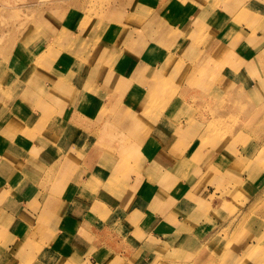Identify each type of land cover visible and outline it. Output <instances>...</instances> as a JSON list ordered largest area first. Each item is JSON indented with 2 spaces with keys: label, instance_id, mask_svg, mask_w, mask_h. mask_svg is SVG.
<instances>
[{
  "label": "crops",
  "instance_id": "obj_1",
  "mask_svg": "<svg viewBox=\"0 0 264 264\" xmlns=\"http://www.w3.org/2000/svg\"><path fill=\"white\" fill-rule=\"evenodd\" d=\"M90 1H57L60 10L62 6L64 9L66 5L72 6L73 13L69 10L64 14H73V24L62 23L60 19L48 24L44 30V49L47 43H55L51 49L55 50L62 38L60 44L68 52H61L51 60L59 61L60 69L65 63L62 57H75L84 49L83 64L78 63L77 71L87 75L80 78L81 74L75 75L71 81L76 84L74 89L68 94H58L51 104L55 112H59L66 100H78L85 89L90 97L98 91L107 96L98 107L80 115L87 121L93 118L96 121L103 111L105 114L112 111L113 105L107 104L110 98L107 86L104 87L99 79H92L94 66L111 51H118L119 57L114 63L118 64L120 72H125L124 77L131 83V88L148 92L146 86L153 78L163 76L161 63L168 57L164 44L174 30L167 21L171 18L167 10L175 8L179 0H112L109 7L89 13L90 25L83 22L77 25L76 21L82 16L81 12H86ZM229 1L216 13L204 7L190 12L193 13L185 33H197L202 27L211 43L207 42L205 48H195V51L190 49L185 60L187 68L176 70V76L180 75L176 81L183 77L180 82L185 97L193 94L203 97L207 85L226 78L229 81V74L246 75L250 67L258 65L257 55L264 52L259 48L256 53V43H246L244 47L241 39L230 38L239 30L234 26L226 30L224 25L233 24L242 0ZM256 1L247 0V17L257 16L249 7L251 4L260 12L257 17L264 21V0ZM242 29L246 35H252L250 28ZM244 39L248 40L247 37ZM213 49L216 54L211 53ZM111 61L114 60L109 63ZM43 77L41 81L46 88L54 86L52 78ZM189 78H192V84L188 83ZM73 110L75 107L72 106L68 114ZM207 125V119H203L196 126H186L182 138L170 132V125L166 138L155 140L154 151L151 144L145 142L139 153L114 158H97L91 153L84 155L73 148V143L69 147L63 140H59L63 155L50 152V156L44 158V148L60 146L57 142H48L46 138L52 132L45 133L47 129L42 136L45 145L42 144L43 149L39 151L43 156H28L23 149L19 154L17 151L11 153L7 148V154L0 155V264H65L74 255L84 258L83 264H144L147 261L145 254H151L155 260L164 240L170 239L174 243L186 240L181 228L193 217L190 215L192 208L205 204L214 194L220 198L228 177L235 178L233 184H237L244 200L253 206L264 194V171L258 174L254 168L255 160L240 156L231 159V164H237L243 170L246 165L250 166L244 172L232 171L231 166L222 167L217 149H201V138ZM40 135L42 133L37 130L27 136L32 148L40 145ZM56 156L58 159H54ZM179 157L183 164L177 171L174 164ZM195 159H201L202 163L189 167L188 162H195ZM38 162L42 163L43 169L45 166V171L40 170ZM176 181H182L181 187L176 186ZM63 248L67 249L66 255L62 254L54 261ZM64 256H67L65 260Z\"/></svg>",
  "mask_w": 264,
  "mask_h": 264
},
{
  "label": "rangeland",
  "instance_id": "obj_2",
  "mask_svg": "<svg viewBox=\"0 0 264 264\" xmlns=\"http://www.w3.org/2000/svg\"><path fill=\"white\" fill-rule=\"evenodd\" d=\"M57 1L62 0H0V91L5 92L3 96L6 98L3 106H0V110H11L16 115V120L22 124L26 123L28 119L34 120V116L37 115L34 109L41 110L46 104L44 98H41L36 105L38 108H36L29 99L28 94L24 93V90L26 92L36 91L35 94H38L40 90L35 84L39 78L47 76L52 78L48 79L52 80L54 86L47 87L46 92L49 94H46L49 99H53L51 96L57 98L59 97L58 94L62 93L63 95L65 92L74 89L76 84L71 82L72 78L83 73L77 71L78 63L83 64V48L75 57H62L65 62L63 69H60L59 61L45 62L49 68H46V70L44 68L39 69L44 60L51 61L58 57L57 54L68 52V49L63 48V45L60 44L62 38L54 47L55 50H51L55 43H47L45 45L47 48L44 49L46 38L42 33H44L48 24L52 25V22L56 23L59 19L62 23L65 22V24L71 26L73 24V14H68L69 18L68 15L64 14L69 10L73 13L72 6L66 5L65 9L62 6L60 10L57 7ZM111 1L91 0L89 7L85 9L86 12H81L82 18L80 17L76 21L77 25L80 22L90 25L92 19L89 18V13L93 14L99 12L101 8L109 7ZM253 1L257 3L256 0ZM227 2L230 1L179 0L175 8L167 10V14L171 17L167 21L172 24L174 30L168 35L167 41H165L166 44H164L168 57L166 61L161 63V70L165 74L162 76L163 91L160 92L162 97H158L160 107L157 106L158 103L153 105L152 101L146 103L148 98L144 101L139 97L140 94L143 95L142 90L131 88V83L126 81L124 77L125 72H120L118 64L114 63L118 60V51H111L112 53L108 54L107 58L103 57V61L101 60L100 63L94 66L98 76L93 73L94 77L92 79H99L103 82L104 87L107 86L106 90H108V96L110 97L107 104L109 106L113 105V109L106 114L103 111V114L96 121H94V118L90 121L85 120L88 126L86 129V143L90 135L93 136L92 131L97 136L96 141H93V144L90 145V150L102 149L101 155L110 158L116 155H135L140 152L143 144L148 142L147 144H151V149L154 151L157 147V144L154 143L155 140L163 141L166 138L165 136L169 132L167 130L170 128L169 125H171L170 132L182 138L186 126H196L200 120L207 119L208 125L201 138V149H217L222 167L223 165L225 167L231 166L229 168L232 171L242 173L245 169H248L247 167H250L246 165L243 170L237 164L236 166L231 164V159L238 156L244 159H254V168H256L254 170L258 174L264 171V52L259 56L257 55L258 65L250 67L246 75L229 74L231 75L229 81L226 78L227 81L207 85L204 88L203 97L198 93V95L193 94L185 97V89L180 82L183 77L180 78V81H176L177 77L180 76L178 74L176 76V70L178 71L181 67L187 68L185 60L187 61L186 57L190 53V49L195 51V48H205L207 42L211 43L210 37L207 36L206 30L202 27L197 33L193 31L191 35L189 32L185 33L189 16L193 13L190 12L195 11V8L204 7L205 10L216 13ZM246 2L247 0L241 1L233 24H225L224 26H226V30L230 26L237 27L239 32L234 36H230V38L241 39L244 47H246V42L252 45L256 43L254 47L258 48L257 52L255 51L258 54L259 48L264 49V21L257 17L260 12L251 4L249 7L257 16L255 18L247 17ZM85 13L87 14L83 16ZM243 27L250 28L252 35H246L242 29ZM38 32L42 33L39 34ZM246 37L248 40L244 39ZM185 43L188 47L184 46ZM151 45L153 46V43ZM23 46L28 50L33 49L31 53L34 54L23 51ZM46 50L44 59L37 61L39 59L37 54ZM211 53L216 54V49H213ZM111 59L114 61L109 63ZM42 65L44 66V63ZM29 68L36 69L31 76L32 81L31 83L22 84L23 91L17 92V86L13 87L14 73L17 70ZM169 72H171V75H168ZM188 81V83H193L192 78H189ZM87 94L88 91L85 89L77 102L90 97ZM93 95H96L100 100L96 99V102L88 100L85 101L84 105L81 104L84 108L82 114H88L89 109L98 107L103 98L107 96L100 94L98 91ZM144 95H146V92ZM151 95L153 94L151 93ZM73 101L75 100H66V103L70 105ZM16 109L17 111H15ZM51 109H54V107H51ZM128 115L129 119L126 120ZM68 120L69 118L66 119L61 114L55 120L54 125L58 122V126L64 127ZM159 126L162 127L161 130ZM106 127L111 129L105 130ZM47 131L52 132L46 138L48 142L54 141L60 144L58 149L63 153V145L59 142V135L64 132L63 128L46 130L45 133ZM40 132L42 135L38 137V140L40 138L41 141L44 132ZM86 145L81 146L80 144L78 147L85 150ZM183 146L182 144L179 148L181 152ZM14 149H23L24 151L21 143L17 144ZM74 149L77 151V148L74 147ZM17 151L19 152V150ZM52 153L57 154L58 152L52 151ZM55 158L58 159L57 156ZM194 158H197V156ZM201 163V159H195V162L190 161L188 165L192 167ZM182 164L183 160L179 157L174 164V170H180ZM206 171L211 172L209 169H206ZM246 179L251 180L250 178ZM234 180L235 178L231 177L225 179L226 184L221 189L220 198H216L214 194L210 196L205 204L192 208L190 215L193 217L188 218L181 228L186 240L184 238L183 241L175 243L174 241L171 242L170 239L164 240L161 245L162 249H160L155 260L150 257L151 254H145L147 261L145 260L144 264H150V262L151 264H264V194L261 195L262 199H257L253 206H249L241 195L237 184H233ZM136 182L139 181L136 180ZM180 182L182 184V181H176L175 183L178 188L181 187ZM208 185L209 182L206 183V186ZM210 187L214 189L212 186ZM128 195L131 196V193H128ZM190 234L192 236L187 237ZM66 248L60 250L61 253L59 252L54 261L59 257L61 258L62 254L66 255ZM66 258L67 256H64V260ZM82 259L84 258L74 255L65 264H83L84 260Z\"/></svg>",
  "mask_w": 264,
  "mask_h": 264
},
{
  "label": "bare ground",
  "instance_id": "obj_3",
  "mask_svg": "<svg viewBox=\"0 0 264 264\" xmlns=\"http://www.w3.org/2000/svg\"><path fill=\"white\" fill-rule=\"evenodd\" d=\"M41 33H39V34H41ZM42 34L44 35V33H42ZM15 48H18V47H15ZM23 51H26L27 53H31V51H33V49L28 50V48L23 46ZM43 52H40L38 54L36 53L38 58H39V59H37V61H39L40 59H44V53ZM31 54H34V53H31ZM26 62H28V61H26ZM51 62L52 61H49V62H46V63H51ZM43 63H44V66L42 65ZM46 63L43 61L40 64V68L39 69H43V68H44V70H46V68L48 69L49 67H47ZM35 70H36L35 68H29V69H26V70H17L16 71L17 74L14 73V78L12 79L13 80V87L17 86L16 87V91L17 92L23 91L22 86H21L22 84H25V83H28V82L31 83V81H32L31 80L32 79L31 76H32V74H33V72ZM93 73H96L95 75L98 76V73H97V71L95 69H93V71L91 72V74H93ZM85 74L86 73L83 72L80 77H84ZM164 74H165V72L163 73V75ZM42 78H44V77H42ZM41 80L42 79L39 78L37 80L36 84H35L37 86L38 90H40V91H38V94H35L36 91H33V92H28L27 91L26 92V90H24L25 91L24 93L28 94V96L30 97L29 99L33 102V105H35V107H36L37 103L40 101V99L45 97V99H44L45 102L44 103H46V104H44V108H42L41 110L40 109H34V111L37 112V115L34 116V120L33 119H28V121H26V123L22 124V123H19L16 120V115H14L11 112V110H7V111H1L0 110V154H2V156L6 155L7 154V148H9V150H11L10 151L11 153H13L14 151H17V150L20 151V149H14V148H15V146L17 144L21 143L28 156L30 154H35L36 157L38 155L41 156L42 154H39V151H41V149H43L42 148V144H44V142L41 140L39 146H36V147L32 148V146L29 145V141H28L27 136L30 137L32 132L33 131H37V130L44 132V129L45 130L46 129L47 130H58V129L63 128L64 132L60 133V135H59V139L60 140H63L65 143L67 142L66 144H68L69 147L73 143V145H75L74 147L77 148L78 150H80L84 155H87V154L91 153L95 157L101 158L102 157V155H101L102 149H98V150H96L97 148L94 149V150H90L89 149L90 145L93 144V141H96L97 136L94 135V131H92L93 136L90 135V138H88L89 140L86 143V141H85V138H87L86 137V129L88 128V126H87V124L85 122V119L80 116L82 114L83 110H84L82 105H84L85 101L90 100L92 102V100H93V101L96 102V99L100 100V98H98L96 95H94L93 97H86L83 100H79V102H77V100L73 101L71 103L73 105H71V104L68 105L66 103V101H65L66 105L63 106L61 111L55 112L54 109H51V107H53V106L50 105V104L54 101V99L56 100L57 98H55L53 96H51L53 99H49L48 98L47 94H49V93L46 92V86L44 85V83ZM79 83H81V82H79ZM23 88H24V86H23ZM146 88L147 89H145V91H148V92H146V95H144L145 92L142 91L143 95L140 94L139 97H141L144 101L148 98V101L146 103L152 101L153 105H156L158 103V97L159 98L162 97V94L160 93V92L163 91L162 77L160 79L153 78V82L151 84L147 85ZM151 93L153 95H151ZM4 94H5V92L3 90L0 91V106H3L4 102L6 101L5 96H3ZM142 96H144V97H142ZM220 101H219V103H220ZM68 106H69V108L66 109V107H68ZM72 106L75 107V110L71 111V113L68 114V110L70 108H72ZM157 106H159V103L157 104ZM36 108H38V106ZM57 110H59V109H57ZM15 111H17V109ZM61 114L63 115L64 118H66V119L69 118L67 124L64 127H60V126H58L59 123L57 122L56 123L57 125H53L52 126V124H54V122L57 119V117L59 115H61ZM6 118H8V119H6ZM128 119H129V115L127 116L126 120H128ZM64 128H68V129L65 130ZM109 129H111V128L110 127H106L105 130H109ZM159 129L161 130L162 127L159 126ZM70 130H72V131H70ZM78 134H79V137L77 138ZM80 144H81V146H84L85 144H87L85 146V150H83L82 148L78 147ZM46 146H48V145H46ZM86 147H88V148H86ZM48 148H44V158L47 157V156H50V152H52V151H57L58 152L55 155H60L61 154V151L58 149V147H56V145H49ZM71 150L73 151V149H71ZM175 152L176 151H173V153H175ZM18 154H19V152H18ZM62 155H63V153H62ZM117 156L119 157V156H123V155H116V157ZM114 157L115 156H112L111 158H114ZM40 164H42V163L38 162L40 170H42V171L44 170L45 171V166H44V169H43V165H40ZM82 187H83V185H82ZM2 189H3V187H2Z\"/></svg>",
  "mask_w": 264,
  "mask_h": 264
}]
</instances>
